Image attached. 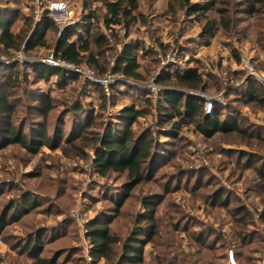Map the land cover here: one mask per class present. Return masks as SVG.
<instances>
[{
  "label": "rangeland",
  "instance_id": "1",
  "mask_svg": "<svg viewBox=\"0 0 264 264\" xmlns=\"http://www.w3.org/2000/svg\"><path fill=\"white\" fill-rule=\"evenodd\" d=\"M67 1L72 14L69 24L79 25L85 12L83 0ZM91 1L93 8L101 7V13H107L104 0ZM207 1L190 0V4L199 8ZM179 2L141 0L142 17L129 31L117 27L119 36L125 37L126 42L133 40V46H138L137 42L140 44L136 49L141 63L138 78L115 72L118 63L116 57H110L109 67L104 72L86 61L82 73L64 69L77 77L65 85H58V75L49 79L36 78L30 66L43 63L42 58L52 52L51 48L27 52L23 45L20 50L13 51V55H8L14 61L3 66H24L23 70L28 73L27 78L20 79V88L25 91L12 96H21L17 104H29L28 111L24 112L32 120L30 132L40 131L42 120L52 121L48 135L33 152L28 153L17 144L0 145V219L5 217L0 229V264H42L40 256L48 259L57 256L54 264H222L230 263L232 253L237 264H264L261 214L264 205L260 193L246 186L251 168H243L240 172L233 170L231 164L219 165L221 155L190 128L185 130L188 143L177 152L173 164L164 167L175 171L176 166L181 165L191 173H180L175 178V182L181 178L182 186L168 192L165 202L159 206V233L145 244L143 262H130L122 253L110 259L107 256L96 258L93 254L94 243L87 233L92 221H109L110 231L127 239L131 215L146 210L140 202L143 196L140 190L121 201L123 174L112 171L105 176L98 172L94 162L98 138L107 128L125 121L120 119L124 107L134 105L140 109L148 99L149 112L139 117L133 128L136 131L159 129L161 94L171 88L185 90L172 83H158L157 79L166 76V72L183 73L197 68L208 87L186 91L204 100L206 95L214 104L219 103L221 109L229 102L238 105L242 114L258 127L254 132L264 135V109L252 110L229 99L235 96L230 93L233 88H239L251 76L255 78L245 66L246 60L264 74L263 37L253 26L255 18L249 19L246 13V0H235L231 6V14L236 18L234 24L244 31L242 35L220 28L205 36L202 32L205 15L201 14L198 19L195 16L201 10L187 13ZM32 4L31 0H0V6L17 8L22 16L32 17L34 26L40 25L33 16ZM240 4L244 6L239 7ZM15 29L19 31L20 28L16 26ZM103 29L110 33L105 27ZM46 36L49 43L54 44L53 33L48 31ZM122 46L118 44V48ZM0 54L6 53L0 51ZM19 57L23 61L15 62ZM89 69L92 77H88ZM103 77L110 78L108 89L100 80ZM46 95L55 104L54 112L47 114L42 109ZM1 122L4 119L0 118ZM233 138L235 136L232 141ZM158 139L165 142L167 149L157 165L167 161L181 142L164 134H158ZM236 146L234 144L233 148ZM263 147L264 144L258 150L264 153ZM245 158L242 163L247 164ZM210 174L214 183L208 181L207 186L223 188L224 200L229 201L230 206L211 204L189 188L205 182ZM237 206L245 207L247 213L235 214L232 210ZM173 212V219H170ZM32 244L34 246L28 250ZM120 245L119 241L115 248L119 249ZM165 255L166 263L163 262Z\"/></svg>",
  "mask_w": 264,
  "mask_h": 264
},
{
  "label": "trees",
  "instance_id": "2",
  "mask_svg": "<svg viewBox=\"0 0 264 264\" xmlns=\"http://www.w3.org/2000/svg\"><path fill=\"white\" fill-rule=\"evenodd\" d=\"M179 1L187 13H193V9L203 11L198 12L195 17L200 19L201 14L205 15V25L202 29L205 36L212 35L214 30L220 28L227 33L244 34V31L234 24L235 17L231 14V6L234 5L235 0H208L199 8L191 5L190 0ZM92 3L91 0H83L85 12L79 19V25L73 23L67 25L58 40L59 27L49 18H45L40 25L34 26L32 17L22 16L17 8L0 6V51L11 56L13 51L20 50L23 45L27 52L39 50L41 47L51 48L57 58L77 65L86 61L100 72L107 70L110 57H116L118 65L115 72L123 73L127 77L138 78L137 76L141 75V63L138 61L136 49L140 48V44L137 42L138 46H133V40L126 42L125 37L119 36L117 27H125L129 31L130 26L142 17L141 0H104L107 13H101V7L93 8ZM246 3V13L249 14V19L255 18L253 26L258 35L263 37L262 42L264 43V0H246ZM243 6L244 4H240L239 7ZM20 19L21 22L18 21ZM16 26L20 28L19 31L15 29ZM104 27L110 33L105 32ZM48 31L53 33L54 44L49 43V38L46 36ZM35 35L36 38H34ZM119 43L123 44L122 49L118 48ZM108 50L110 51L109 58ZM237 58H239L238 55ZM30 66L36 78L49 79L53 75H58V85H65L77 77L61 68H51L44 63H34ZM23 67L0 66V118L1 121L4 119V122L0 124V145L17 144L29 153L33 152L35 146L46 138L52 120H42L40 131L30 132L29 123L32 120L28 115L25 116L24 112L29 108V104L27 102L22 105L17 104L21 96L14 98L12 96L25 91L23 87L20 88L21 77L27 78L28 75ZM157 82L172 83L185 88V90L166 89L161 94L158 100L161 124L157 126L159 129L149 128L136 131L133 128V123L149 112L147 109L151 103L148 99L143 108L137 109L134 105L124 107L121 110L120 119H125V121L120 125L107 128L105 133L99 136L98 144L94 148V162L99 173L106 176L113 171L124 175L125 179L120 192L121 201L123 202L140 190L143 192L140 202L146 208L144 212L136 211L131 215L128 229L130 235L127 239L113 234L108 226L109 221H92L87 233L94 243L93 254L96 258L107 256L110 259L113 255L122 253V257L130 262H143L145 244L154 240L159 233L161 221L158 215L159 206L165 202L168 192L182 186L181 178H177L176 182L175 178L180 173L189 171L181 165L176 166L175 171H168L164 167L168 163L173 164L177 152L188 143L185 130L189 128L203 141L211 144L215 152L221 155L219 165L231 164L233 170L240 172H243V168H251V178L246 180V186L253 187L260 193L264 205V153L258 150L264 144V135L254 132L256 129L258 131V127L242 114L238 105L231 102L223 109L219 103H216L213 111L207 114L204 110V99L186 91V89L206 90L208 87L197 68L188 69L183 73L168 71L166 76L158 78ZM230 93L235 95L229 98L232 101L240 102L252 110L264 109V89L252 76L244 80L239 88H233ZM47 95L44 97L42 107L45 114L54 112L55 105ZM21 114L25 116L22 123L24 116L21 117ZM158 134L171 136L181 142L178 145L175 144L177 148L172 151L167 161L157 165L162 152L167 149L165 142L159 141ZM232 136H235L233 141ZM234 144L240 147L233 148ZM262 150L264 151V147ZM242 158L246 159L247 164L242 163ZM208 181L214 183L211 174L205 182L200 181L189 188L211 204L230 206L231 203L224 200V189L218 185L209 188ZM29 201L30 199L27 198V202ZM232 211L235 214L247 213L246 208L242 206H237ZM175 213L178 214L177 211ZM173 214L174 212L169 215L170 219H173ZM261 214L264 219V207ZM4 218L2 216L0 219V229L5 222ZM119 241L120 248L116 249L115 245ZM33 246L32 244L28 250ZM38 246L36 248H39ZM167 259L165 255L163 262L166 263ZM39 260L42 264H54L57 256L54 259L40 256ZM222 264L230 263L223 262Z\"/></svg>",
  "mask_w": 264,
  "mask_h": 264
},
{
  "label": "built area",
  "instance_id": "3",
  "mask_svg": "<svg viewBox=\"0 0 264 264\" xmlns=\"http://www.w3.org/2000/svg\"><path fill=\"white\" fill-rule=\"evenodd\" d=\"M32 4V13L34 18L37 21H43L45 18L51 19L54 24H56L58 28V37H61L66 26L71 22L72 14L71 7L67 0H31ZM14 59H11L6 54H0V64H9L13 62ZM22 58H18L15 62L21 63ZM35 62V61H33ZM42 62L51 67H60L63 69L78 71L82 73V69L84 66L83 63L80 65L70 63L61 58H57L55 56V52L52 51L50 54L42 58ZM85 64V63H84ZM245 66L249 69L250 73L255 76V78L260 81L262 87L264 89V74L259 73L255 70V68L250 64L248 60L245 61ZM88 77H92V72L87 70ZM102 84L108 89V85L110 84V78L103 77L100 79ZM214 108L213 101L209 100L205 95L204 100V110L207 114L211 113ZM230 264H237L234 260L233 253L229 257Z\"/></svg>",
  "mask_w": 264,
  "mask_h": 264
},
{
  "label": "crops",
  "instance_id": "4",
  "mask_svg": "<svg viewBox=\"0 0 264 264\" xmlns=\"http://www.w3.org/2000/svg\"><path fill=\"white\" fill-rule=\"evenodd\" d=\"M42 22V21H41ZM58 38H60V37H58ZM58 38H57V40H58ZM52 51H54V50H52ZM3 65V64H2ZM49 66V65H48ZM51 67V66H50ZM55 68V67H54ZM58 68H60V67H58ZM61 69H63V68H61ZM64 70V69H63Z\"/></svg>",
  "mask_w": 264,
  "mask_h": 264
}]
</instances>
